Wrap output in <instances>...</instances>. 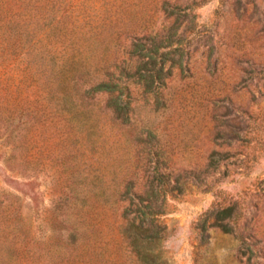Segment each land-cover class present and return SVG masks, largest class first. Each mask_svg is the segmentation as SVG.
<instances>
[{
	"label": "rangeland",
	"instance_id": "1",
	"mask_svg": "<svg viewBox=\"0 0 264 264\" xmlns=\"http://www.w3.org/2000/svg\"><path fill=\"white\" fill-rule=\"evenodd\" d=\"M130 205L264 264V0H0V264H140Z\"/></svg>",
	"mask_w": 264,
	"mask_h": 264
},
{
	"label": "trees",
	"instance_id": "2",
	"mask_svg": "<svg viewBox=\"0 0 264 264\" xmlns=\"http://www.w3.org/2000/svg\"><path fill=\"white\" fill-rule=\"evenodd\" d=\"M136 198L140 202L146 201L142 195L136 196ZM232 211V208L221 210L217 220L224 221L230 218ZM159 214L161 212H154L148 207L139 205H130L123 211V236L140 264H164L162 252L159 249L164 228L155 223V217Z\"/></svg>",
	"mask_w": 264,
	"mask_h": 264
}]
</instances>
